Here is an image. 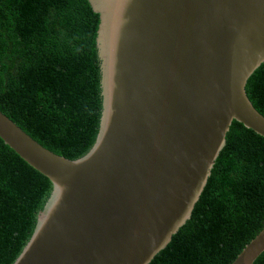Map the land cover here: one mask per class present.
I'll list each match as a JSON object with an SVG mask.
<instances>
[{
    "label": "water",
    "instance_id": "1",
    "mask_svg": "<svg viewBox=\"0 0 264 264\" xmlns=\"http://www.w3.org/2000/svg\"><path fill=\"white\" fill-rule=\"evenodd\" d=\"M103 110L69 160L0 111V139L53 184L14 264H150L191 218L234 121L264 138L246 87L264 63V0H88ZM264 229L232 264H255Z\"/></svg>",
    "mask_w": 264,
    "mask_h": 264
},
{
    "label": "trees",
    "instance_id": "2",
    "mask_svg": "<svg viewBox=\"0 0 264 264\" xmlns=\"http://www.w3.org/2000/svg\"><path fill=\"white\" fill-rule=\"evenodd\" d=\"M99 25L88 0H0V111L69 160L99 134ZM246 91L264 116V63ZM53 188L0 139V264L21 255ZM263 229L264 138L234 121L191 218L150 264H232Z\"/></svg>",
    "mask_w": 264,
    "mask_h": 264
}]
</instances>
